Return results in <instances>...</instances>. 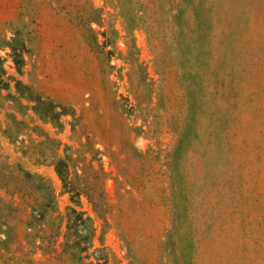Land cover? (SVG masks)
Instances as JSON below:
<instances>
[{
  "label": "rangeland",
  "instance_id": "rangeland-1",
  "mask_svg": "<svg viewBox=\"0 0 264 264\" xmlns=\"http://www.w3.org/2000/svg\"><path fill=\"white\" fill-rule=\"evenodd\" d=\"M0 264H264V0H0Z\"/></svg>",
  "mask_w": 264,
  "mask_h": 264
},
{
  "label": "trees",
  "instance_id": "trees-1",
  "mask_svg": "<svg viewBox=\"0 0 264 264\" xmlns=\"http://www.w3.org/2000/svg\"><path fill=\"white\" fill-rule=\"evenodd\" d=\"M68 160L67 158L60 159L58 162V165H56V172L58 176L61 178L64 187L67 188L70 192H73L74 195L73 197L79 196L80 191H75L71 187V182L68 178ZM11 181H16L19 177V175H14L11 174L10 176ZM15 183H8V187H11L10 193L13 194H20L24 197L31 198L32 203L30 204L31 207V212L29 214L30 218L27 221V224H31L33 221L38 222L41 221L44 218V214L42 213L43 211L41 209L42 205L43 208L46 207L44 203L39 201L37 198L34 199L35 193L33 191H30L29 189L27 191H22L19 190L15 185ZM92 200L94 197H90ZM100 199V198H99ZM91 201V200H90ZM93 204V203H92ZM94 207H97L96 204H94ZM89 218H83L82 213L78 212L75 208L73 207H68V213L66 215V228H67V235H76L77 239L79 240L78 243H75V247L79 250V252H84L87 251L91 247V239H90V225H89ZM28 229H33L36 228L35 230H32L36 234L40 233V230H38L37 227L35 226H30L27 225ZM29 235V234H28ZM46 237H39L41 238L42 243L41 248L43 249H50V244L52 242V239L55 237V233L53 231H50L49 234H45ZM46 239L48 241H46ZM84 244V245H83ZM36 248H39L36 246Z\"/></svg>",
  "mask_w": 264,
  "mask_h": 264
}]
</instances>
